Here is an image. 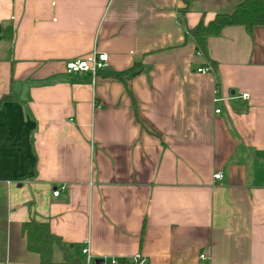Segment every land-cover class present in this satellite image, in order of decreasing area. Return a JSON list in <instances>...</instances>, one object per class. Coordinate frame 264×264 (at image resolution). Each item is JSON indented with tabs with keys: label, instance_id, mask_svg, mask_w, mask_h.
Returning a JSON list of instances; mask_svg holds the SVG:
<instances>
[{
	"label": "crops",
	"instance_id": "obj_1",
	"mask_svg": "<svg viewBox=\"0 0 264 264\" xmlns=\"http://www.w3.org/2000/svg\"><path fill=\"white\" fill-rule=\"evenodd\" d=\"M241 1L0 0V264H264V26L189 33Z\"/></svg>",
	"mask_w": 264,
	"mask_h": 264
},
{
	"label": "trees",
	"instance_id": "obj_2",
	"mask_svg": "<svg viewBox=\"0 0 264 264\" xmlns=\"http://www.w3.org/2000/svg\"><path fill=\"white\" fill-rule=\"evenodd\" d=\"M182 13L187 11V0ZM243 25L248 29L255 26H264V0H242L231 13L217 14L209 23L200 21L194 28L189 30L196 42L197 49L206 52V42L209 36H216L227 26ZM10 95L0 97V104L10 99ZM22 232L27 239V247L30 251L39 255L37 264H52L53 250L60 245L59 238L54 236L47 221L31 219L23 223ZM78 264L77 261L74 262ZM118 264H129L124 260ZM148 264V263H147Z\"/></svg>",
	"mask_w": 264,
	"mask_h": 264
},
{
	"label": "built area",
	"instance_id": "obj_3",
	"mask_svg": "<svg viewBox=\"0 0 264 264\" xmlns=\"http://www.w3.org/2000/svg\"><path fill=\"white\" fill-rule=\"evenodd\" d=\"M108 55L106 53H97L89 55L86 58L71 60L66 64V72L68 74L73 73H90L92 75L93 80L100 74V72L107 66ZM207 68L201 67L198 68V72H206ZM243 98L248 97V93L242 94ZM216 112H220V110H216ZM223 174L217 173L215 174V179H222ZM59 191L56 190L54 192L55 196H58ZM83 253L88 254V249L84 248ZM201 259H205V255L200 254ZM127 262L129 264H147L145 258L141 254H136L132 258L128 259ZM119 261L115 258L110 260H102L100 262L92 261L91 257L88 258V264H118Z\"/></svg>",
	"mask_w": 264,
	"mask_h": 264
},
{
	"label": "water",
	"instance_id": "obj_4",
	"mask_svg": "<svg viewBox=\"0 0 264 264\" xmlns=\"http://www.w3.org/2000/svg\"><path fill=\"white\" fill-rule=\"evenodd\" d=\"M100 261H102V260H97L96 262H100Z\"/></svg>",
	"mask_w": 264,
	"mask_h": 264
}]
</instances>
